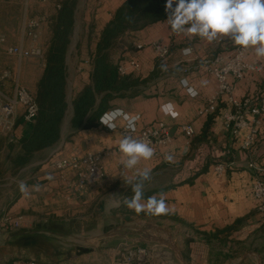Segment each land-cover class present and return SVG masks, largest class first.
I'll use <instances>...</instances> for the list:
<instances>
[{"label": "crops", "instance_id": "0c3cea01", "mask_svg": "<svg viewBox=\"0 0 264 264\" xmlns=\"http://www.w3.org/2000/svg\"><path fill=\"white\" fill-rule=\"evenodd\" d=\"M125 1L80 0L75 11L72 36L76 37V52L80 57L71 59L68 66L72 97L80 95L93 84V58L98 43ZM20 6L26 11L25 16L23 13L21 34L25 18L43 20L38 35L39 44L46 51L60 4L57 0H46L44 4L40 0H0V36L6 37L3 33L9 31L8 26L14 18L11 12ZM169 31L168 23L163 21L138 32H127L120 39V48H124V53L113 64L118 67L125 56L138 57L140 68L129 76L140 83L121 95H115L104 112L120 109L128 115H141L142 126L164 122L169 127L171 140L161 149L162 155L142 159L136 166V169L152 170V179L145 183L144 201L149 196L163 193L169 208L167 214H162L168 222L167 228H163L168 237L155 236L151 242L169 244L173 239L187 244L190 264H246L252 259H256L257 264H264V220L256 209L251 189L254 172L248 167L252 155L258 168L263 170L259 176L264 180V113L256 118L255 123H251L249 117V124L237 134L234 133V124L228 123L227 116L246 111L229 103L226 96L218 100L212 113H216L214 116H198L218 90L212 71L220 60L229 57L239 46L227 37L209 43L199 37L190 39L182 34L172 44L170 55L159 59L152 46L159 42L167 43ZM139 44L145 45L143 51L136 50ZM188 47L192 52L185 56L182 49ZM246 59L260 71L241 81L231 78L235 85L233 95L238 103L246 99L257 103L264 99V58H258L254 49L249 48ZM162 64L167 65L166 71L161 69ZM182 79L188 81L197 96L188 94L187 88L181 84ZM140 84L150 88L145 91ZM102 96L98 97L97 106ZM169 103L174 106L177 115L162 111V107ZM99 119L93 126L81 127L75 132H68L67 128L66 135L57 145L63 150L52 153L33 171L27 184L29 195L19 192L15 197L12 188L7 191L0 189V264H8L16 257L29 259L27 247L14 249L13 243L19 237H33L36 231H31L32 227L37 228L47 222L70 225L94 218V214L120 213L125 200L130 199L127 196L133 195L131 186L124 182L135 174L136 169H125L121 163L123 156L116 150L123 138L122 133L107 131L100 125ZM185 124H191L195 129V136L190 141L181 132V126ZM33 126L25 128L20 114L16 135L21 140L28 138ZM254 130L257 132L255 145L251 150H244L243 143ZM108 149L112 150L111 153L102 160L105 179L98 184L89 183L82 191H75L66 184V181L75 182L74 169L68 168L62 173L55 169L54 163L60 159L80 158ZM169 154L174 157L172 162L165 160ZM222 162L232 165L224 174L218 175L214 167ZM205 163L208 167L197 175ZM35 185H39V190L33 187ZM19 219H22L23 225L18 231L13 222ZM140 239L143 238L120 237V241L125 243L139 242ZM29 242L24 239L22 243ZM215 259L219 261L215 262ZM90 260L76 258L71 263ZM182 263L186 264L183 260Z\"/></svg>", "mask_w": 264, "mask_h": 264}, {"label": "rangeland", "instance_id": "374dc122", "mask_svg": "<svg viewBox=\"0 0 264 264\" xmlns=\"http://www.w3.org/2000/svg\"><path fill=\"white\" fill-rule=\"evenodd\" d=\"M57 1L58 4H66L70 7L75 2V0ZM76 1L78 2V6L80 0ZM29 9L32 10L31 7ZM23 13L25 16L26 11L24 12L21 6L12 10L11 15H13L14 18L11 19L8 26L9 31L3 33L8 38L7 40L13 45L29 44V40L21 34ZM58 15L59 9L57 16ZM124 36L125 34H122L113 40L110 45L107 46L104 44L105 46H103L102 54H105L107 60L112 64L116 58H121L124 53V48L121 47V50L119 43L120 39ZM76 46V37H71L65 62L67 99L65 115L60 125L61 131L59 134L61 138L66 135L67 128L69 129L68 132H75L81 128H78L72 123L74 115L73 103L79 95L72 97L71 86H69V62L71 59L80 57V54L76 52ZM41 47L44 52V58L42 60L28 59L20 62L17 58L7 55L3 49L4 47L0 45V89L7 97L13 96L15 82L18 78L20 83L39 100V87L45 76L46 59L50 52V46H48L47 49L45 48L46 51L43 45H41ZM76 54L77 56L75 57ZM72 55L73 57L71 58ZM141 85H143L145 91L150 88V86L145 87V84H140V86ZM16 136L18 142L16 141V143L13 144L9 142L8 137L0 136V189L7 191L9 188H12L15 197L21 192L18 186L20 181H24L28 184L32 179L33 171L39 167L41 162L47 160L52 153H59L63 150V147H57L61 138L54 146L29 150L27 149L29 143L27 145H24L25 143L20 144L21 137L18 135ZM5 184H11V186L6 187L4 186ZM15 197L13 200L16 199ZM131 197L132 196H127V198ZM121 209L120 213H115L113 215L106 214L105 216L94 214V218L82 220L70 225H57L51 222L43 223V225L37 228H31V231H36V233L29 239V243L24 244L19 241H14L13 247L14 249H26L27 247L28 251H30L27 258L36 260L40 264H72L71 262H74L76 258L91 259L90 261H80L76 264H111L112 260L110 259L113 258L114 249L120 244L125 243L120 241V237L128 235L130 238H143L140 239L139 242H134L139 245L151 243V240H153L155 236L157 238L168 237V232L163 230V228H167L166 224L168 222L162 214L148 215L145 212L137 214L133 210H130L126 204L123 205ZM128 244H133V242H128ZM169 244L175 250L181 261L183 260L186 264H190L188 262V252L186 250L187 244L177 240L174 241L173 239ZM98 260L102 263H99ZM104 260L105 262H103ZM217 261L219 260L215 259V262ZM246 264H257V260L252 259Z\"/></svg>", "mask_w": 264, "mask_h": 264}, {"label": "built area", "instance_id": "2783aa9c", "mask_svg": "<svg viewBox=\"0 0 264 264\" xmlns=\"http://www.w3.org/2000/svg\"><path fill=\"white\" fill-rule=\"evenodd\" d=\"M41 3H46V0H40ZM43 20L25 18L23 35L29 40V44H20L11 46L8 44V40L4 36H0V45L4 47V51L7 55L17 58L18 61L36 59L42 60L44 58V52L39 44L38 30ZM169 25V24H168ZM169 36L167 43H156L152 46L153 52L159 59H166L170 55L172 44L175 39L181 37L182 34L174 33L169 26ZM145 45L139 44L136 46L137 51H143ZM249 49H242L237 47L236 50L226 59L220 60L218 66L212 71L214 77L218 83V90L214 97H212L207 105L198 112V116L206 117L212 114L216 107L217 102L223 96H226L229 103L237 107L239 110L245 109L246 113L227 116L228 123L234 124V133L237 134L241 129L245 128L249 124L250 117L251 123H255L257 117L264 113V99H261L257 103H254L251 99H246L243 102L238 103L234 98L235 85L231 82V78L236 81H241L245 77L251 74H255L260 71L257 66L252 65L247 61V54ZM140 68L138 57L122 58L118 65V72L121 76H127L131 72H136ZM186 80L182 79L181 81ZM182 84V83H181ZM185 88L189 87L182 84ZM189 94V93H188ZM191 96V95H190ZM197 96V95H196ZM120 110V109H115ZM115 110H110L106 113H111ZM38 105L34 95L20 83L19 79L15 82L14 93L12 97H7L0 89V136L9 138L10 143H16V127L20 114L23 119V126L30 128L34 125L38 116ZM123 115L119 116L113 123L114 129H110L106 125L100 122V119L105 116L104 113L99 123L107 131H121L122 136L130 135L133 138L143 140L150 144L154 149L155 156H161V149L165 148L170 143L169 127L164 122H156L150 126H142V116L135 121L134 129L128 127V121L124 118L130 116L123 110H120ZM181 132L184 137L190 141L195 136V129L191 124H185L181 126ZM257 139V132L252 131L243 143L244 150H251L255 145ZM18 142V141H17ZM119 150V147L116 148ZM111 149L105 150L97 154H86L83 157L77 158H63L54 163L55 169L62 173L68 168H72L76 171L75 182L66 181L69 188L75 191H82L85 187L91 184H98L105 179L106 174L102 165V160L111 153ZM231 163H218L214 167L215 173L218 175L224 174ZM248 167L254 172V178L251 185L253 199L256 205V209L260 218L264 220V180L259 176L263 172L261 168L256 165L253 156H250ZM14 223L15 228H20L22 219L17 220ZM11 264H40L36 260H16ZM111 264H183L178 258L177 253L170 244H164L162 242H151L149 244H120L113 252V258Z\"/></svg>", "mask_w": 264, "mask_h": 264}, {"label": "trees", "instance_id": "16d2710c", "mask_svg": "<svg viewBox=\"0 0 264 264\" xmlns=\"http://www.w3.org/2000/svg\"><path fill=\"white\" fill-rule=\"evenodd\" d=\"M74 3L71 7L60 4L59 15L53 26L45 76L39 87V100L35 98L39 109L38 116L31 136L20 140V144L29 143L27 146L29 150L54 146L61 138L60 125L65 115L67 99L65 62L74 32L75 9L78 2L75 0ZM165 4L166 0H126L116 11L98 43L97 52L93 58V84L85 88L73 103L72 123L75 126L78 128L93 126L107 110L110 100L115 98V95H121L140 83L138 79L129 75L121 76L118 67L108 61L105 54H102L103 46L110 45L118 36L127 32H138L155 23L167 21L168 13L165 11ZM100 95L103 96L97 106ZM207 167L208 164L205 163L197 175L204 172ZM30 238L32 237H19L16 241L23 242L24 239ZM20 259L25 258L16 257L8 264Z\"/></svg>", "mask_w": 264, "mask_h": 264}, {"label": "clouds", "instance_id": "9594fccd", "mask_svg": "<svg viewBox=\"0 0 264 264\" xmlns=\"http://www.w3.org/2000/svg\"><path fill=\"white\" fill-rule=\"evenodd\" d=\"M165 11L168 13L166 22L176 34L187 35L190 39L199 37L209 43L227 37L234 45L242 49L252 48L258 58H264V0H166ZM182 52L187 56L192 49L184 48ZM161 69L166 71L167 65L162 64ZM181 83L187 85V80ZM188 93L193 97L197 95L193 88H188ZM162 111L177 115L171 103L164 105ZM121 115L120 110H115L106 113L100 122L114 129L113 121ZM124 118L128 121V127L134 129L139 116ZM119 150L123 156L121 163L128 170L136 169L142 159L149 160L154 156V149L149 143L130 135L119 141ZM173 159L170 154L165 156L168 162ZM151 179L152 170L149 168L136 169L134 175L127 177L124 184L131 186L133 195L125 200V204L137 214H167L169 208L163 193L149 196L144 201L145 183ZM18 186L22 194H30L24 181H20ZM33 187L39 190V185Z\"/></svg>", "mask_w": 264, "mask_h": 264}]
</instances>
